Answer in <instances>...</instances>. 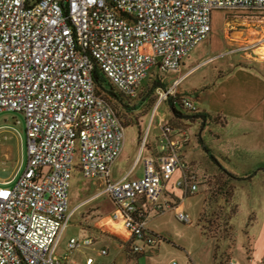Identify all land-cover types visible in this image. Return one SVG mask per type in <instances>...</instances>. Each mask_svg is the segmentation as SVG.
I'll use <instances>...</instances> for the list:
<instances>
[{
  "label": "built area",
  "instance_id": "1",
  "mask_svg": "<svg viewBox=\"0 0 264 264\" xmlns=\"http://www.w3.org/2000/svg\"><path fill=\"white\" fill-rule=\"evenodd\" d=\"M216 11L264 16V0H0V112L22 115L27 156L13 183L0 184V264H62L56 249L71 220L76 168L85 178L104 181L117 206L113 218L145 241L134 253L161 241L148 233L138 200L163 211V181L187 168L180 156L184 142L173 140L172 128L163 125L159 152L145 160L143 177L113 181L125 125L94 71L136 99L145 78L167 82L209 37ZM181 81L156 88L154 111L177 94ZM182 103L197 110L187 95ZM178 185L186 195L198 190L188 173ZM177 218L190 222L184 212ZM91 243L72 238L68 246Z\"/></svg>",
  "mask_w": 264,
  "mask_h": 264
},
{
  "label": "crops",
  "instance_id": "2",
  "mask_svg": "<svg viewBox=\"0 0 264 264\" xmlns=\"http://www.w3.org/2000/svg\"><path fill=\"white\" fill-rule=\"evenodd\" d=\"M212 59H208L207 62ZM202 64H198L188 72L181 74L178 79L185 80ZM180 72L181 66L174 73ZM167 82L169 84L173 83L168 78ZM181 84L179 83L177 87L178 93L193 96L195 98L193 104L198 112H207L213 117L219 116L224 121L225 125L221 128L220 138H207V136L204 137V134L202 135L199 132L196 136L197 147L194 146L190 150L187 144L186 132H182L180 129H173L165 122L159 116L158 107L155 111H152L153 113L149 120L145 121L147 132L142 136H140L138 126L130 124L134 126L136 133V144L130 164L119 176L115 175V169L120 164L124 154L123 146L120 155L111 168V179L113 181L122 180L125 177L129 179L142 178L145 160L148 157L156 156L159 152L163 125H169L172 128L173 140L184 142V146L180 150V156L186 163L187 168H179L170 179L163 181V192L158 201V204L163 207V211L148 202L144 197H140L138 200V209L142 218L147 222L148 233L160 237L161 241L146 247L144 252L140 254L134 253V246L145 247V241L134 237L131 232L124 228L122 221L113 218L114 213L117 211V206L110 196L104 192V181L85 178L80 170L76 168L69 190L71 220L64 230L56 249V254L61 258L62 264H87V260L90 258H93V264L259 263L260 257H257L255 252L252 259H247L244 250L243 253L235 254L234 260L230 262L224 261L223 257H221V250L218 246L220 242L215 236V232L208 228V224L201 214L206 197L203 194L197 195L199 193L200 180L203 178L205 180L210 179L212 170L215 171L216 169L217 171V167H220V165L215 163L203 151L199 144L198 136L200 135L207 146L215 152L217 159L221 155L232 153L235 147L243 148L239 144L240 138L237 137L246 135L251 131L258 132L264 123V75L254 67L229 65L226 71L220 70L218 72L213 83L203 87H192L179 92L178 88ZM175 106L178 110H181L177 104ZM200 123H202L200 119L193 122L194 131L199 129ZM208 128L212 130L210 126ZM143 141L145 142L144 145ZM126 144L127 140H125V146ZM245 148L252 151L247 146ZM185 173H188L191 177L193 176V181L198 186L196 193L189 196L178 185V182L184 178ZM74 180H78L77 184H81L83 187L82 194L84 192L90 193L89 196L82 197L75 205L71 203V189L74 185ZM101 198L110 201L111 209L109 214H78L90 204L99 209L98 206L93 205V202ZM178 212L188 214L190 222L179 221L177 218ZM76 216L79 233L66 238L63 242L64 234ZM72 238L80 241L90 239L92 243L90 245L82 244L76 249L70 250L68 244ZM103 249L107 250V254H102L101 251Z\"/></svg>",
  "mask_w": 264,
  "mask_h": 264
},
{
  "label": "rangeland",
  "instance_id": "3",
  "mask_svg": "<svg viewBox=\"0 0 264 264\" xmlns=\"http://www.w3.org/2000/svg\"><path fill=\"white\" fill-rule=\"evenodd\" d=\"M244 46H250V50L243 51ZM210 58L213 59L207 62ZM198 64L202 65L180 82L182 84L178 88L179 92L213 83L218 72L226 71L229 65L254 67L264 75V16L214 12L212 32L208 39L200 42L184 58L180 73H169V81L178 79L181 74ZM143 84L144 90L139 98L128 105L121 104L120 100L112 104L123 119L127 140L126 146L124 140V154L115 169L116 176L130 164L136 144L133 125L138 126L140 136L145 134V121L149 120L158 101L155 92L158 82H152L147 77ZM178 94L180 93L177 91L176 95ZM187 98L195 100L193 96L187 95ZM171 106L170 101L161 103L159 116L173 129L186 132V142L190 150L197 147L196 136L199 132L207 138H220L221 128L225 125L221 118L216 122L200 123L199 129L194 131L193 122L182 117L192 114L179 111L182 115H177L172 112ZM18 119L21 120L20 124H16ZM237 138H240L239 144L243 148L233 147L232 153L219 156L220 167H217V171L212 170L210 179L200 180L197 195L203 194L206 197L201 214L220 242L218 246L224 261H233L235 254L243 253L244 250L247 259H252L255 252L260 257L258 264H264V171L260 167L264 165V123L258 132L251 131ZM245 146L252 151L246 150ZM25 147L26 131L22 115L0 112V184L8 181L13 183L15 177L21 173L27 157ZM77 182L78 180H74L71 189V203L74 205L90 194H82L83 187ZM189 195L191 194L187 196ZM93 205L99 209L90 204L78 214L110 213L111 203L108 199H98ZM78 233L76 216L65 232L63 242Z\"/></svg>",
  "mask_w": 264,
  "mask_h": 264
},
{
  "label": "trees",
  "instance_id": "4",
  "mask_svg": "<svg viewBox=\"0 0 264 264\" xmlns=\"http://www.w3.org/2000/svg\"><path fill=\"white\" fill-rule=\"evenodd\" d=\"M94 78L96 81L97 86L103 90L105 93L108 94V99L109 101L113 104V102L120 100V103L123 105H128L130 102H132L135 99H130L127 98L126 96L120 94L118 91H116V89L114 88V86L109 82V80L106 78V76L100 71V70H95L94 71ZM158 82V87H167V85L169 84L168 82H162L160 79H156V80H152V82ZM168 83V84H167ZM144 88L141 90L139 97L141 95V93L143 92ZM186 95V94H178L175 96H172L170 98H168L167 101H170L172 106L171 109L174 113H176L177 115H182L180 114L179 111H183L185 113H191L192 115H183L182 117L186 120H190L192 122L196 121L197 119H200L202 121V124L206 123V122H216L220 117L219 116H215L213 117L211 114L207 113V112H198L197 110H189L187 109L183 103H182V97ZM138 97V98H139ZM137 99V98H136ZM175 104H177V106L181 109L178 110L175 106ZM114 107V106H113ZM199 144L201 146V148L203 149V151H205L209 157L218 165H220V163L218 162V159L215 156V152H213V150L207 146V144L205 143V141L202 139V137L199 135ZM261 170L264 171V165H260Z\"/></svg>",
  "mask_w": 264,
  "mask_h": 264
}]
</instances>
